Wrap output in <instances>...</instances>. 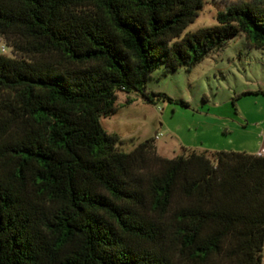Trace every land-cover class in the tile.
Wrapping results in <instances>:
<instances>
[{"label":"trees","instance_id":"obj_1","mask_svg":"<svg viewBox=\"0 0 264 264\" xmlns=\"http://www.w3.org/2000/svg\"><path fill=\"white\" fill-rule=\"evenodd\" d=\"M203 2L0 0V264H261L264 155L122 151L99 121L117 90L172 101L146 89L161 65L264 49V3L185 30Z\"/></svg>","mask_w":264,"mask_h":264},{"label":"rangeland","instance_id":"obj_2","mask_svg":"<svg viewBox=\"0 0 264 264\" xmlns=\"http://www.w3.org/2000/svg\"><path fill=\"white\" fill-rule=\"evenodd\" d=\"M264 0H204L197 16L185 30L212 25L215 14L237 2ZM243 34L231 38L201 61L187 69H165L150 73L148 91L163 92L173 100L157 98L150 103L139 93L116 91L115 111L100 116L108 133H115L122 151L154 137L155 151L164 157L195 151L226 150L255 154L264 133V49L247 44ZM15 56L0 36V48ZM132 99L125 103L126 98ZM178 99L184 100L182 105ZM157 135V137L155 136ZM264 264V240L261 249Z\"/></svg>","mask_w":264,"mask_h":264},{"label":"built area","instance_id":"obj_3","mask_svg":"<svg viewBox=\"0 0 264 264\" xmlns=\"http://www.w3.org/2000/svg\"><path fill=\"white\" fill-rule=\"evenodd\" d=\"M0 51H3V47L0 48ZM157 137V135H155ZM261 137V147L260 149L255 153L256 155H264V133L260 135Z\"/></svg>","mask_w":264,"mask_h":264}]
</instances>
